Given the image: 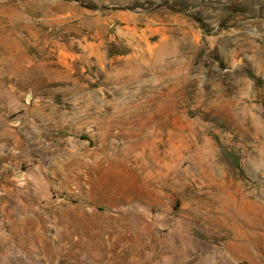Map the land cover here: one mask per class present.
<instances>
[{"label": "rangeland", "instance_id": "rangeland-1", "mask_svg": "<svg viewBox=\"0 0 264 264\" xmlns=\"http://www.w3.org/2000/svg\"><path fill=\"white\" fill-rule=\"evenodd\" d=\"M0 264H264V0H0Z\"/></svg>", "mask_w": 264, "mask_h": 264}]
</instances>
